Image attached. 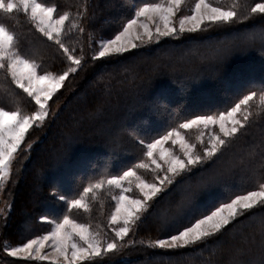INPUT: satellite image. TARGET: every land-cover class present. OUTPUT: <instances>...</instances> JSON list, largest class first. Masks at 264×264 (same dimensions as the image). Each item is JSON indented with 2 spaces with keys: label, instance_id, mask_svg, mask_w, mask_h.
<instances>
[{
  "label": "trees",
  "instance_id": "1",
  "mask_svg": "<svg viewBox=\"0 0 264 264\" xmlns=\"http://www.w3.org/2000/svg\"><path fill=\"white\" fill-rule=\"evenodd\" d=\"M157 1L44 0L73 17L87 6L82 22L84 33L75 29L64 36L67 46L74 49V55L83 57V64L70 74L57 93L55 103L63 104L57 116L47 121L42 129H35L26 136L25 148L15 161L18 174H12L14 180L5 189L10 211L6 219H0V245L19 246L43 234L46 224L39 222L42 216L56 220L69 215L76 221L108 227L107 219L114 206V188L109 190L105 183L96 190L95 199L89 193L87 212L80 211L82 209L68 211L58 195L64 194L69 200L79 198L84 187L122 175L139 162L148 164L149 168L137 169V174L145 181L155 179L157 172L152 170L154 167L144 155L145 149L139 139L151 141L177 129L199 151L201 142H195V133L191 131L189 135L178 129L179 123L196 115L223 111L245 92L250 82H255L257 87L264 82V41L252 39L259 35L264 40V33L260 32L258 23L253 28L252 22L235 25L229 31L212 29L196 33L193 34L195 39H190L188 34L176 39L163 38L154 46L140 47L123 56L92 60L99 41L113 37L125 18L134 14L135 6ZM220 2L231 5L235 0ZM238 2L243 11L257 0ZM0 21L17 34L23 50L35 53L37 63L42 65L41 73L67 70L70 62L54 43L35 32L22 13L11 17L0 15ZM243 34L251 36L252 40L227 43ZM185 50L193 55L185 56ZM219 56L226 59L217 65ZM176 58L181 60L176 61ZM4 87L19 94V106L24 112L34 109L26 95L0 76V90ZM0 105L10 109L17 106L2 96ZM262 173L264 114L253 116L247 131L215 164L199 166L178 177L162 198L153 201L144 222L129 236L133 244L128 252L95 260L94 264H205L209 259L213 264H232L234 259L243 264H261L259 225L264 217L261 209H254L255 215L241 217V223L235 227L230 225L229 231L194 249L162 250L149 248L147 244L175 234L188 218L211 203L254 190L256 185L252 178ZM214 179L219 182L208 191L202 190L203 184ZM189 196L192 207L180 211L178 205ZM161 212L163 216L156 218ZM21 226L25 232L20 231ZM2 257L0 254V264H37L11 257L3 260Z\"/></svg>",
  "mask_w": 264,
  "mask_h": 264
},
{
  "label": "snow or ice",
  "instance_id": "2",
  "mask_svg": "<svg viewBox=\"0 0 264 264\" xmlns=\"http://www.w3.org/2000/svg\"><path fill=\"white\" fill-rule=\"evenodd\" d=\"M185 3L186 0H162L135 6L134 14L125 18L113 37L99 41L98 50L92 55V60L123 56L153 41L159 43L162 38L176 39L188 34L190 39H195L193 34L212 29L229 31L235 25L245 22H252L253 28L258 23L260 32L264 33V0H257L245 6L243 11L238 0L231 5L221 4L220 0H195L190 14L181 15ZM86 11L87 6H84V10H78L73 17L68 11L60 12L57 6L45 3L44 0H0V15L11 17L13 14L22 13L35 32L54 43L70 62L67 70L62 73H41L42 65L37 63L35 53L23 50L17 34L7 23L0 21V76L8 84L14 85L15 89L26 94L35 106L30 114L26 113L19 106V94H14L9 87L0 90V96L6 101H14L17 105L11 109L0 105V185L10 178L11 166L22 144L26 142V134L34 127H43L50 115L49 101L61 89L70 74L82 67L83 57L74 55V49L67 46L64 36L75 29L81 34L84 33L82 22ZM143 19L152 21L154 30L144 23ZM89 39L91 40V37ZM225 59L219 56L216 64H223ZM261 114H264V82L258 87L255 82H250L245 92L225 110L216 114L196 115L179 123L180 130L196 128L200 131L197 139L201 142V150H195V146L187 142L186 137L177 129H172L166 135L151 141L139 139L145 149L144 155L154 165L152 170L157 172L156 183H147L137 174V169L149 168L148 164L139 162L123 171L122 175L84 187L79 198L69 200L64 194L58 195V199L67 205L68 211L83 209L87 212L89 206L86 197L89 193H92V198L95 199L96 190L101 189L105 183L109 190L119 189L120 194L113 197L115 210L108 221L110 226H114L111 227L114 240L105 239L100 231H94L91 225L81 224L69 215H63L56 220L42 216V221H47L54 227L43 235L29 238L19 246L6 247V255L26 262L35 261L38 264H94L95 258L102 257L105 253L118 252L126 245L118 244L117 241L124 242L133 227L144 222L152 206L150 202L162 198L167 186L177 182L178 177L191 173L199 166L215 164L224 155L225 150L247 131L253 116ZM217 126L219 134L213 131ZM203 130L209 132L206 144L202 139ZM135 135L139 137L138 133ZM169 140L173 145H179L182 156L164 147ZM125 181L129 187H124ZM218 182L215 179L209 181L201 186L202 190L208 191ZM252 183L256 185L254 190L230 196L225 201L211 203L188 218L187 223L177 229L175 234L150 241L147 247L179 250L207 245L209 241L229 231L230 225L235 227V224L241 223V217L255 215L254 209L264 210V173L254 176ZM132 184L139 189L143 199L126 195L131 191ZM53 195H56L55 191ZM190 207L191 196L178 205L180 211ZM259 227L261 264H264V217L261 218ZM245 240L247 241V238ZM252 242H255L254 237ZM205 264H213V261L209 259ZM232 264L243 262L234 259Z\"/></svg>",
  "mask_w": 264,
  "mask_h": 264
},
{
  "label": "rangeland",
  "instance_id": "3",
  "mask_svg": "<svg viewBox=\"0 0 264 264\" xmlns=\"http://www.w3.org/2000/svg\"><path fill=\"white\" fill-rule=\"evenodd\" d=\"M157 2H162V0H158ZM154 3V2H153ZM194 4H195V0H186V3L183 5V7H182V11H181V15H188V14H190V11H191V7H193L194 6ZM143 22L144 23H147L148 25H149V27L150 28H152L153 30H154V24H153V22L152 21H148V20H146V19H143ZM254 38H257V39H260L261 41H264L263 39H261V37L259 36V35H254V37L252 36V39H254ZM163 39V38H162ZM161 39V40H162ZM245 39H251V36H248V35H246V34H243V35H240V36H238L237 38H232V39H229V40H227V43L228 44H233V42H235V41H237V40H245ZM251 39V40H252ZM160 40V41H161ZM155 44H157L155 41H153L152 43H150V44H147V45H143V46H141V47H149V46H154ZM185 52V56L186 55H188V56H192L193 55V53L189 50V51H184ZM171 54H173V53H168V55H171ZM181 59L180 58H176V61H180ZM61 90V89H60ZM59 90V91H60ZM21 91V90H20ZM58 91V92H59ZM57 92V93H58ZM57 93L53 96V99L52 100H50L49 101V105H50V115H49V117L47 118V120L45 121V123L44 124H46L47 123V121H49V120H52V119H54L56 116H57V114L59 113V110H61V108H62V106H63V104L62 103H55V101H54V99L56 98V96H57ZM24 95H26V94H24ZM155 103H157V99H155V101H154ZM34 105V104H33ZM154 105V104H153ZM35 107V106H34ZM154 107H156V105H154ZM153 108V107H152ZM34 110V109H33ZM32 110V111H33ZM31 111V112H32ZM31 112H28L29 114L31 113ZM44 126V125H43ZM43 128V127H42ZM41 127H34V128H32V129H30L29 130V132L28 133H34V131H35V129H42ZM182 131H184V132H186V133H190L191 131L193 132V133H195L194 135H195V142H200V140L199 139H197V137L198 136H200V131L199 130H197L196 128H193V129H190V130H182ZM204 131V135H203V137H202V139L205 141V143H207V139H208V135H209V132H208V130H203ZM213 131L214 132H216L217 134H219V129H218V126L216 127V128H214L213 129ZM28 133L26 134V136H28ZM183 136H184V134L183 133H181ZM189 135H192V134H189ZM30 138H33V137H30ZM27 139V138H26ZM187 142H189V141H187ZM190 143V142H189ZM192 145H193V143H191ZM164 147L166 148V149H168L169 151H174L178 156H182V153L180 152V148H179V145L177 144V145H173L172 143H171V140H169L168 142H166L165 144H164ZM25 148V143L24 144H22V146H21V150L16 154V157H15V159H14V162H13V164H12V166H11V171H10V178L9 179H6L4 182H3V184L2 185H0V219L1 218H4V219H6L7 218V215H8V211H10V206H9V204H8V202L5 200L6 198H7V196H8V194H6L5 193V189L6 188H8V186H10V184L13 182V180H14V178H13V173L14 172H16V174H18V169L16 168V165H15V161H17V158L20 156V154H21V152L23 151V149ZM161 163H163L162 161H161ZM153 167H154V165H153ZM54 172H56V170H54ZM36 178H37V180H40V176H39V174H37L36 175ZM50 182H51V180H50ZM147 183H156V180L155 179H150V180H148V181H146ZM170 186V185H169ZM169 186H167V188H166V190L168 189V187ZM124 187H129V184L127 183V181H125L124 182ZM131 191L130 192H128V193H126V195H128V196H130V197H132V198H136V199H143V197H142V195L140 194V192H139V189H137L136 187H135V184H132L131 186ZM33 189H35L34 188V186H33ZM114 190H115V194H114V196H118L119 194H120V190L119 189H116V188H114ZM39 191V190H38ZM37 194H38V192H37ZM151 204L153 203V201L152 202H150ZM113 204H114V206H112V211H111V213H110V215H109V218L107 219L108 221H109V219H110V217H111V214H112V212L115 210V200L113 199ZM47 208H44L43 210H45V211H47L46 210ZM80 211H84L83 209L82 210H80ZM164 212V211H163ZM23 214H24V212H22ZM163 214L164 213H159V214H157L156 215V218H161V216H163ZM71 218V217H70ZM72 219V218H71ZM74 220V219H73ZM76 221V220H75ZM39 222L40 223H42V224H46V227H45V232L43 233V234H45L47 231H49L52 227H54V225L53 224H49L47 221H42L41 220V217H39ZM77 222H79V223H81V224H86V225H91V227H92V229L94 230V231H100L101 232V236L102 237H104L105 239H107V240H109V241H111V240H114L115 239V237H114V233L111 231V227H114V226H110L109 225V223H108V227L107 226H105V225H103V224H100V223H93V224H88V223H83V222H80V221H77ZM135 228L136 227H133V229H132V231L130 232V235H132L133 233H134V230H135ZM26 231V229H24V227L23 226H21L20 227V231ZM107 232H106V231ZM43 234H41V235H43ZM129 235V236H130ZM129 236L128 237H126L125 238V241L124 242H119V241H117V243L118 244H120V243H124L126 246H124V247H121L120 248V250L118 251V252H112V253H105L102 257H98V258H95V260H98V259H104V258H108V257H111V256H114V255H116V254H119V253H122V252H128L127 250L128 249H130L131 248V245L133 244L132 242V239L131 238H129ZM0 249H1V251H0V254L3 256L2 258H3V260L4 259H7V255H6V251H5V245L4 244H1L0 245ZM9 258V257H8ZM94 260V261H95ZM31 263H37L38 264V262H35V261H30ZM43 263H47V262H43Z\"/></svg>",
  "mask_w": 264,
  "mask_h": 264
}]
</instances>
